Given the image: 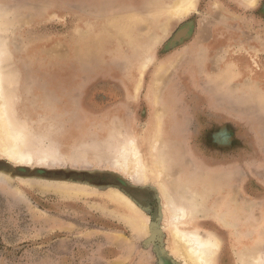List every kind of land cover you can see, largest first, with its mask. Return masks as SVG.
I'll return each instance as SVG.
<instances>
[{
    "label": "rangeland",
    "instance_id": "1",
    "mask_svg": "<svg viewBox=\"0 0 264 264\" xmlns=\"http://www.w3.org/2000/svg\"><path fill=\"white\" fill-rule=\"evenodd\" d=\"M174 2L0 0L14 118L32 153L59 155L47 166L0 155V264H182L161 184L202 208L182 227L217 237L215 264L264 256V0H192L183 14ZM156 133L162 175L136 184L110 165L117 141ZM110 190L148 236L119 218Z\"/></svg>",
    "mask_w": 264,
    "mask_h": 264
},
{
    "label": "bare ground",
    "instance_id": "2",
    "mask_svg": "<svg viewBox=\"0 0 264 264\" xmlns=\"http://www.w3.org/2000/svg\"><path fill=\"white\" fill-rule=\"evenodd\" d=\"M247 1L250 4L255 2V0ZM191 3L192 0H175L172 11L174 14H183L189 10ZM5 43L0 36V155L10 162L21 165H31L33 162L36 165L43 166L54 164L58 162L59 156L56 151L52 152V149L32 153L29 149L32 140L28 134L29 132H27L28 129L25 127L24 121H18V118H14L13 91H15V81L6 67L7 50ZM145 65H142L143 68L141 70L145 68ZM135 87V90H138L139 82ZM161 114L162 110L158 108L155 115L157 127H160ZM14 120H16L15 123ZM160 139L161 136L156 133L152 139L147 140L148 142L141 140L138 143L133 137L117 141L116 146H114L115 153L111 162L112 164L110 165L122 171H129L130 174L128 173L127 177L136 184L146 183L151 173L159 177L162 175V163L160 161L158 163L155 160L153 161L154 157L152 156L158 150ZM148 156L152 159L150 161L151 166L148 165L146 159ZM1 179L5 178L2 177ZM54 190H57L64 196H77V194L83 195L87 193L85 188L66 184L55 185ZM184 190L180 192L178 189V191L173 192L172 190H168L163 184L160 185L163 209L167 216L166 225L169 227L174 256L179 258L182 264H215L219 250L217 237L197 228L185 229L182 227L186 224V219H191L198 215L202 209L198 207L192 194ZM105 197L118 207L117 215L119 214V218L136 234L147 235L149 233L148 219L129 199L114 190H110L105 194ZM228 217L234 218L233 213H229ZM246 255L245 251L238 255L241 264H264V256L260 252H256L255 256L253 255L250 258H247Z\"/></svg>",
    "mask_w": 264,
    "mask_h": 264
},
{
    "label": "water",
    "instance_id": "3",
    "mask_svg": "<svg viewBox=\"0 0 264 264\" xmlns=\"http://www.w3.org/2000/svg\"><path fill=\"white\" fill-rule=\"evenodd\" d=\"M263 9H264V5H263ZM182 31H184V30L181 29L180 31H178V32L174 35V37H173V39L171 40L170 44L175 43L176 41H178V40L184 35V34L182 33Z\"/></svg>",
    "mask_w": 264,
    "mask_h": 264
}]
</instances>
